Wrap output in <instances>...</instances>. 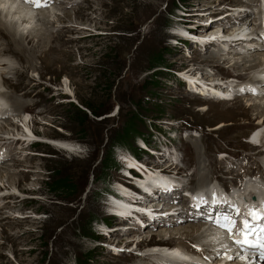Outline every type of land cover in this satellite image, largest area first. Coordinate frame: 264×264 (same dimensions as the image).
<instances>
[{
  "label": "rangeland",
  "instance_id": "rangeland-1",
  "mask_svg": "<svg viewBox=\"0 0 264 264\" xmlns=\"http://www.w3.org/2000/svg\"><path fill=\"white\" fill-rule=\"evenodd\" d=\"M244 5L249 12L243 18L249 22L257 0H57L50 4L54 12L34 9L35 15L44 10L48 16L34 20L24 31L34 28L47 35L44 44L35 49L32 45L36 38L32 45L23 41V60L13 53L14 47L6 44L7 36L0 35V62L7 64L0 66V88L11 106L0 117V124L6 127L0 129V142L6 140L8 144L14 136L25 141H10L0 148V264H154L160 256L140 259L157 241L141 242L150 230L156 232L153 240L162 237L158 232L171 224L149 227L141 221L139 226L134 220L140 229L132 225L115 228L111 222L123 221L130 211L113 205L118 214L126 215L116 217L106 204L109 197L105 191L123 187L115 180L121 179L119 155L127 150L138 155L132 166L133 174H140L137 177L144 175L140 165H145L140 161H147L144 172H174L166 155L178 152L182 166L178 175L183 182L190 181L187 188L191 194L213 179L225 185L228 174L263 169L257 159L263 152L245 141L255 126L264 146V112L250 105L259 101L256 96L262 94L260 89L258 92L254 87V96L241 92L235 96L241 106L231 108L236 98L219 96L215 83L208 81H218L221 73L231 75L237 70L247 82L253 75L247 69L251 61L235 69L231 66L235 60L241 61L242 55L252 56L243 48L248 46L242 44L246 37L233 44L238 49L218 52L217 45H209L213 40L202 42L197 34L214 31L218 35L208 34L206 39H222L240 22L224 18L225 14L242 11ZM65 10L71 14L63 18ZM86 15L92 18L87 20ZM72 26L76 29L66 28ZM204 43L211 49L206 50ZM211 55L216 56L218 64L202 61ZM1 72H5L3 77ZM192 78L195 83L188 80ZM263 83L264 79L257 86ZM80 99L95 108L103 103L109 107L112 104V108L107 113L101 109L93 116ZM14 100L22 106L15 105ZM69 101L86 110L87 118L74 113ZM132 116L136 117L132 121L134 137L114 147L115 163L104 169L111 141L127 133L126 124ZM53 139L73 144L75 150L60 149L50 142ZM156 150L162 152L161 156ZM189 170L192 172L186 173ZM255 175L261 178L262 173ZM198 177L206 182L197 183ZM141 180L132 181L131 186L137 189ZM60 184L63 188H57ZM147 191V197L137 198L145 212L157 215L153 211L166 210L150 205L159 198H152ZM120 201L132 202L125 196ZM181 223H187L188 229L189 224L199 226L203 222L184 218ZM176 236L186 249H194L190 242L196 244L193 240L199 238L196 232Z\"/></svg>",
  "mask_w": 264,
  "mask_h": 264
},
{
  "label": "bare ground",
  "instance_id": "bare-ground-1",
  "mask_svg": "<svg viewBox=\"0 0 264 264\" xmlns=\"http://www.w3.org/2000/svg\"><path fill=\"white\" fill-rule=\"evenodd\" d=\"M56 1L57 0H47V3L49 5V7H47V6L44 7L47 10V12L53 11L52 10V7L50 6V4H53ZM32 6H33V4L24 2V0H0V35H3L4 37L7 36L8 39L6 40V44L8 46L14 47L13 48V53L17 54L18 58L21 59V60H23V58L25 57V55L22 53L23 52L22 48L24 47V42H23L24 40H26V43L27 44L28 43H31V45H32L34 43L32 41H34V39L36 38V41H35L36 43L32 45V47L35 49L36 47L38 48L39 46H41L42 44H44V41H45L44 35L45 36L47 35V34H42L41 32H38L37 30L34 31L33 30L34 28L31 29V30H28L29 28L28 27H25V26L29 25L30 23L34 22V20H36V19L37 20H45L47 18V16H48V15H46L47 13L44 12V10L41 11V12H38L40 9L42 10L43 8H40V7H32ZM37 8H40L37 11L39 14H36L35 15V12L36 11L34 9H37ZM59 10L61 12V9H59ZM55 12H57V11L55 10ZM66 12H67V10L63 11V13H64L63 18L66 17V16L69 17L68 15L71 14L70 12H67V13ZM247 12H249V10L247 8V5L246 6L244 5V7L242 8V11L235 10V11H233L231 13L230 12H227L225 14L224 18H230L233 21H237L238 20V22L239 21L240 22H239L238 27H234L232 29L233 31L232 30H229L230 32L231 31L232 32L229 33V34H227V35L225 34L222 39H218V38H209V39H206V37H207L208 34L209 35H215V36H217L218 34L216 32L213 33L214 31H209L211 33H208L207 31L197 33L198 36H199V38H200L199 40L202 41V42L213 40L212 42H209V45L211 43H214V45H217L216 50L218 52L219 51L222 52V51H226V50L233 51L235 49H238V47L235 46V45H233V44L236 43L239 40L240 37H243V36L246 37L245 40H247V41H243L242 44H246L247 43L248 46H245L243 48L244 49L246 48V52H248L250 50L249 53L250 54L252 53V56L249 57L250 55H248V56L242 55L241 61L235 60L234 62H232L231 66L234 69L237 68L240 64H243L246 61H249V63L251 61V63L249 64V66H248L247 69H254V68H257L264 61V48L261 47V45L263 44V42H262V40H257L256 35H253L255 33V31H256V29H254V26H253V22H254L255 17L254 16L248 17V18H253V19H251L248 22L246 20V17L243 18V16ZM234 14H236V15H234ZM259 14L262 15L263 18H264V11H263L262 8H260ZM90 15H91V13H90ZM231 15H232V17H230ZM21 17H22V21H20ZM54 18L57 21H59V18L58 17H54ZM91 18L92 17H90V16H89V18L87 17V15L85 16V19H87V20H89ZM259 19H260V17H259ZM22 22H26V23H22ZM42 22H44V21H42ZM205 22H207V21H205ZM244 22H248L249 24L252 25V27L251 28L250 27L248 28L249 24L248 25L245 24L246 26H243L244 25L243 24ZM232 26H234V25H232ZM262 26H263L262 23H260L259 26H258V29L261 32L264 30V28ZM26 28H28V29L26 31H24V29H26ZM66 28L71 29V30L72 29H76L73 26L72 27H66ZM240 28H242V29H240ZM186 38H188V37H186ZM257 46H260L261 48L258 49V48H256ZM204 47L206 48V50H208L211 46L208 47V44H205L204 43ZM250 48H252V50ZM6 49H7V47H5V50ZM199 49H201V47ZM6 51H9V50H6ZM234 55H238V54H234ZM28 56H26V59L30 57V56L29 57ZM35 56L37 57L38 55H36V53H35ZM229 57L230 56H227V58H229ZM231 57H234V56H231ZM235 57H237V56H235ZM208 58L209 57L207 56V58L206 57L203 58L202 61L205 62V63H208V64H212V65H215V64H218L219 63L218 60L216 59V56L215 55H213V56L211 55V57H210L209 60H208ZM5 65H7L5 62H3V61L0 62V66H5ZM204 69L205 70H208L209 68L208 69L204 68ZM18 74L21 75L22 72H19L18 71ZM239 74L240 73H238L237 70H236V71H234V75L233 76H235L237 79H239V81H242L244 86L243 85H240V83L235 84L236 82H239V81H235V83H233V81L232 82H229V83H227V82L222 83L223 81H221L219 79L221 77L220 75L218 76V81H217V79L215 80V79H212V78H211V80L210 79L209 80L207 79V80L210 81V82L211 81L214 82L215 85L217 86V87L215 86L216 87V91L215 92H217L218 94H220V96H224V94H227V90L225 89L226 86L223 87L224 84L225 85H230V87H233L234 89H237L238 87L239 88H243V87L249 86V83L248 82H245L244 81L245 79H242L240 77L241 75H239ZM4 75H5V72H1V77H3ZM256 76H260L261 79H257ZM186 77H187V75H186ZM4 78L2 79V81L3 82H6L5 81L6 78L5 79ZM228 78H229V76H228ZM230 79H234V77H230ZM262 79H264V71H262L261 69H256V75H252V76L249 77V80L252 81V85L253 86L256 85V84H258V82L260 80H262ZM188 80L189 81H193V78H192V80H190V79H188ZM194 81H193V83H195ZM259 89H260V91L262 93V94H260V96L259 95L256 96V98H258L259 101H253L252 103H250V105H252V107L254 106V107H257V108H261L260 112L263 113L264 112V94H263L264 93V83L261 84V85H259L258 91H259ZM13 103L15 105H17L18 107L19 106H22L21 105L22 102H19L17 100H14ZM234 103L235 104H233L232 106H230L231 108L233 106H236V105L237 106H239V105L241 106V102L237 98L235 99V102ZM225 107H226V109L229 108V106H225ZM24 118H25V120H27L26 117H24ZM219 125L223 126L224 123H220ZM262 126H264V125H262ZM4 127H5V125L0 124V129H3ZM258 134H260V132H258ZM263 136L264 135H262V137ZM17 138H20V137H18V136L15 137L14 136L13 138H11L13 140H11L10 138H7V139H10L8 141L9 143H10V141H12V142H18V141L25 142V141H23L22 138H20V139H17ZM5 142H7V141L5 140ZM5 142L4 141L3 142L2 141L0 142V148H1V145H4ZM50 142H52L58 148L64 149L66 151L75 150L73 148V144H70V143H68L66 141L56 140V139L54 140L53 139V140H50ZM9 143L8 144L5 143L6 144V147L9 145ZM155 152L157 153V155L162 154V152H160L159 150H156ZM134 155H135V158L137 159V157H136L137 155L136 154H134ZM163 156H164V154H163ZM196 157L197 158H200L199 156H196ZM130 163H132V162H130ZM141 163L144 164L145 166H143V165H140V166H142L143 168H147V161H140V164ZM0 164H3V154L0 156ZM167 164H169L171 166H172V164H174L175 167L177 166V164H175V161H172L171 159L169 160V162ZM142 167H140V168H142ZM143 168H142V173H144V175L142 177H138V178H141L142 180L141 181H138V185H136L137 186V189H135L134 187L131 186V184L135 183V181L132 180L130 177H128V178H124L123 177L122 179H119V180H123L124 181V183H125L124 185L126 186V188L121 187L120 190L119 189H116V191H115L116 198H112L110 202H112V206L113 205L118 206V204H119L122 207L123 212H126V211L129 212L130 211V215L126 216V219H124L123 221H120L118 219L117 220L115 219L111 223L112 224H115L114 225L115 228L116 227H120V228H127L128 227L129 228V227H131V225H132V227L133 226L137 227V225L134 223V220H135V222H137V224L140 226V224L136 220V217H137L142 222H144L145 224H148L149 227L150 226H153V225H157L159 223L171 224L170 226H172V227H165V229L164 228H161L162 230L158 232V234L160 236L162 235V237H160L161 239L159 240L160 244H157V245H155V247H152L153 249L150 248L151 249V251H149L150 253L145 252V254H143L141 256L142 259H140V261L142 262L143 259H144L143 257L153 258L155 255H157V256H160V258H158L157 261L155 260L154 264H168L171 260L173 262V261H175L178 258L177 255H175L173 252H177L178 253L177 250H185L186 248L183 249V247H181V249H177V250L174 249L175 251H173V250L170 251V249H173V248H171V245H168L167 242H164L162 240L163 237H164L163 236L164 235V232H166V234H167L171 230V232L169 233V235H172V236H176V235L179 236V235H181L183 233H187V234L188 233H191L192 234V233H195L196 232V233H198V236L197 237L200 238L201 236H204L205 239L207 237H209V234L208 233L205 234V232L207 230L204 229V228L202 229V226H200V225H202L204 223H200L199 226L197 225V223H195L196 225L195 224H191V225L189 224L187 226L188 227V229H187L186 228V224L187 223H181L182 220L181 221L179 220L180 218L181 219L182 218L183 219L184 218L187 219L188 218L187 216L193 217L191 215H188L187 213L186 214L183 213L184 215H182V214L176 215V214H174L175 213V210H173V209L172 210H167L166 209L165 211L160 210V209H157V211H153L154 213H156V214L158 213L160 215H158V214L155 215L153 213H150L149 212L150 210L148 212H145L146 211V208H144L143 204L141 205V202L137 198L139 196L147 197V194H145V191L146 190H148L147 193H152L154 197H156V196L157 197H160V196L165 197L166 202H168V203H166V206H172L171 208L177 207L179 205V201L178 202H175L174 204L173 203H170L171 201H169V200L172 199L173 195H171L169 193H163L162 192V186H166V185L174 186L179 181L177 179L175 181V178L173 176H170L168 173H164L163 171H160V170H148L147 171L146 170L144 172V169ZM213 171H214V169H213ZM129 173H131L135 177H137L138 175H140L137 172H136V174H138V175L133 174V169L131 171H129ZM162 174H167V175H164L163 176ZM132 181H133V183H132ZM196 182L202 184V183H205L206 182V179L204 177H201ZM207 188L212 189L213 188V183L212 182L211 183L208 182L205 185H203V188H201V189L197 188V189H199L197 192H201V194H195L194 195L193 201H194L195 204L200 203V200H201L202 197H208V192L209 191H208ZM175 191H177V188H175ZM124 193H126V195ZM177 193H179V191ZM192 194H194V193H192ZM123 196H125V199H126V197L127 198H130L132 200V202L126 201V204H125V202L123 203L122 201H120L121 198H123ZM118 200L120 201L119 203H118ZM158 202L161 203L162 201L159 200V201H157L155 203L154 202H151L149 204L150 205H154V206H159L160 203H158ZM163 205H165V203ZM121 207H120V209H121ZM113 208H114V206H113ZM187 208H188V206H187ZM143 209H144V211H143ZM189 209H190V207H189ZM110 212H112V210ZM145 213H149L152 216H150L148 214H145ZM194 220H196V219H194ZM185 221H187V220H185ZM165 226H168V225H165ZM162 227H164V226H162ZM138 229H140V228H138ZM125 231H127V230H125ZM155 231H157V230H155ZM149 232L151 234L150 240H153V234H155L156 232H151V230ZM134 233H136V232H134ZM114 240H115V238H114ZM119 240L120 239L118 238V241ZM128 240H129V237H128ZM147 240L148 239L145 238V239L142 240L143 242H141V243H144V241H147ZM156 243H158V242H155L154 244H156ZM198 244H200L201 250L195 252V255H188L191 259H197L198 262H195L194 260H190L187 257H182L180 259V262L182 264H213V263H206V262H204V261L201 260V258H204L203 255H202V253H205V251L208 254V258L207 259L210 262H214V263L223 262L224 264H245L243 261L235 260V258L239 254H232L231 257L233 259H228L225 256H224L225 259H226L225 261L222 260V259H220L218 256L220 255V253L224 252L225 249L218 250L216 252H209V251H212L210 249H216V246H213L214 244L212 242H208V238H207V240L205 242L198 243ZM175 246H177V245H175ZM187 250H191L192 251L194 249H187ZM154 258H157V257H154ZM147 262L149 264V261H147ZM134 263H137V262H134ZM255 263H256L255 261L251 262V264H255ZM137 264H139V263H137Z\"/></svg>",
  "mask_w": 264,
  "mask_h": 264
},
{
  "label": "snow or ice",
  "instance_id": "snow-or-ice-1",
  "mask_svg": "<svg viewBox=\"0 0 264 264\" xmlns=\"http://www.w3.org/2000/svg\"><path fill=\"white\" fill-rule=\"evenodd\" d=\"M25 2L37 7L47 6V0H25ZM233 211L235 216L229 214L227 210L221 212L215 220L216 226L228 233L229 238L232 239L233 244L240 249L241 253L248 249H259V259L264 260V205L259 210L253 207L244 214H241L238 208L233 209ZM236 217H240L239 221ZM224 248L227 250L228 245H224ZM228 258L233 259L232 257ZM236 258L248 259L242 254Z\"/></svg>",
  "mask_w": 264,
  "mask_h": 264
},
{
  "label": "trees",
  "instance_id": "trees-1",
  "mask_svg": "<svg viewBox=\"0 0 264 264\" xmlns=\"http://www.w3.org/2000/svg\"><path fill=\"white\" fill-rule=\"evenodd\" d=\"M80 102H81V104L93 115V116H95V115H97V113L98 112H102V110H107L106 112H104V113H107V112H109L110 110H111V108H112V104L110 105V107L108 106V104H106V103H103L101 106H99L98 108H95L92 104H89V103H86V102H84V101H82L81 99H80ZM107 102V101H106ZM104 104H106V108H105V105ZM68 105H69V107L72 109V111L75 113V111L76 112H78L79 114H81V115H83L84 116V118H87V112H86V110H84L83 108H81L80 106H77L73 101H69L68 102ZM104 106V107H103ZM121 107H119V109H120ZM102 109V110H101ZM102 115V114H101ZM101 115H99V116H97V117H101ZM104 117H102L99 121H101L102 119H103ZM136 120V117L135 116H132L131 118H130V120L127 122V124H126V126L128 127V125H129V129L127 130V133H122V136H120L119 138H116V140L115 141H111V143H110V146H111V150L109 151V153H110V155H109V161L107 162L106 161V163H105V165L103 166V168L104 169H108V168H110L111 166H112V163H115L114 161H112V158H113V154H114V152H113V149H114V147H116V145H125L126 143V141L128 140V138L131 136H133V128H134V124L132 123V121H135ZM135 134H137V133H135ZM130 137V138H131ZM134 137V136H133ZM134 154H136V153H134ZM137 155V154H136ZM138 156V155H137ZM57 188H63V185H57ZM64 188L67 190L69 187L66 185L65 186V184H64Z\"/></svg>",
  "mask_w": 264,
  "mask_h": 264
}]
</instances>
